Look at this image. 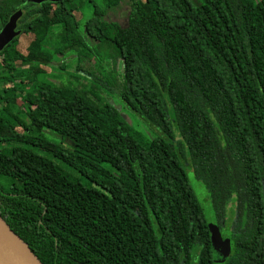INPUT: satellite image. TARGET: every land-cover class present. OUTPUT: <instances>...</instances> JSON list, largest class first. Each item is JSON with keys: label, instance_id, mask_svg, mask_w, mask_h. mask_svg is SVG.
Wrapping results in <instances>:
<instances>
[{"label": "trees", "instance_id": "1", "mask_svg": "<svg viewBox=\"0 0 264 264\" xmlns=\"http://www.w3.org/2000/svg\"><path fill=\"white\" fill-rule=\"evenodd\" d=\"M21 1L0 0V30L24 10L0 52V215L40 261L216 264L189 171L230 238L223 264H264V0ZM123 3L125 26L105 20ZM84 35L116 46L124 74L76 70L159 135L139 139L113 103L66 87L62 66L61 84H37L56 57L92 52Z\"/></svg>", "mask_w": 264, "mask_h": 264}, {"label": "rangeland", "instance_id": "2", "mask_svg": "<svg viewBox=\"0 0 264 264\" xmlns=\"http://www.w3.org/2000/svg\"><path fill=\"white\" fill-rule=\"evenodd\" d=\"M99 5H102L103 0H96ZM194 3H197L200 0H192ZM4 3H10L17 6L22 5L21 0H2ZM86 8V7H85ZM128 6L124 3L121 7L111 8L108 9L106 15L104 16L105 20L108 21H116L119 22L121 25L125 26L128 22ZM88 13V12H87ZM68 29L73 32L74 34L81 32L78 31L75 27L72 20L68 19L67 21ZM83 33V32H81ZM84 39L86 44L92 50V53L86 46L79 45L76 46L74 49L75 51H71L68 55L65 56H58L52 62L50 61L48 64L43 66V69L40 70V75L37 76L39 83H54V84H61L62 81L57 80L58 76L56 74L57 71H60V67L64 68L67 72L65 74V86L77 89L82 94L86 95L90 99H92L95 103L104 104L108 101L113 103L118 110L120 111L121 115L123 116L124 120L131 126L132 130L135 132L137 137L143 141H149L155 136L159 135V130L157 127H153L146 119L142 118L136 112L130 110L125 106L122 99L115 94V97L111 98L110 95L99 87L93 80L85 77L82 71H77L76 67L85 68L87 72L93 75L95 78H105L107 75L106 69L111 70V75L121 79L124 74V63L123 59L119 56V52L116 46L109 45L107 42H102L100 40H95L93 38L87 37L84 35ZM48 51L52 53L50 48ZM48 51H43V55H40V59L43 61L47 60V55H49ZM96 54V55H95ZM81 55V56H79ZM46 70V71H45ZM17 92L18 95H21V91L13 86L10 87V92ZM101 99V100H100ZM2 104L0 103V107ZM44 134L47 138L52 140L55 143H61L64 145H68L69 140H63V138L48 129L44 130ZM189 178L194 188V191L198 197L199 202L202 204L205 203V199L203 200V195L205 193V186L203 183L196 181L191 172L189 173ZM7 179L0 175V183L6 184ZM223 233V232H222ZM223 237L225 236L223 234ZM219 252L215 251V263L216 264H223L222 262L218 261Z\"/></svg>", "mask_w": 264, "mask_h": 264}, {"label": "water", "instance_id": "3", "mask_svg": "<svg viewBox=\"0 0 264 264\" xmlns=\"http://www.w3.org/2000/svg\"><path fill=\"white\" fill-rule=\"evenodd\" d=\"M59 2L63 0H25L24 4H41L44 2ZM24 10L19 8L11 14L8 21L0 30V52H2L16 37L20 36L22 30L19 28V20ZM202 196L205 203H201L205 217L211 228L212 246L219 252L218 261H225L230 252L231 241L229 237H223L220 230L216 212L207 188ZM0 262L2 264H43L28 244L16 234L8 223L0 215Z\"/></svg>", "mask_w": 264, "mask_h": 264}, {"label": "bare ground", "instance_id": "4", "mask_svg": "<svg viewBox=\"0 0 264 264\" xmlns=\"http://www.w3.org/2000/svg\"><path fill=\"white\" fill-rule=\"evenodd\" d=\"M0 264H2V263L0 262Z\"/></svg>", "mask_w": 264, "mask_h": 264}]
</instances>
